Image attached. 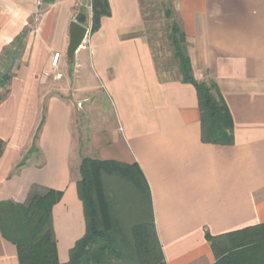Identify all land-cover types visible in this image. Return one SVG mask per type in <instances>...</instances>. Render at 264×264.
I'll use <instances>...</instances> for the list:
<instances>
[{
    "label": "crops",
    "instance_id": "obj_1",
    "mask_svg": "<svg viewBox=\"0 0 264 264\" xmlns=\"http://www.w3.org/2000/svg\"><path fill=\"white\" fill-rule=\"evenodd\" d=\"M109 3L111 15L91 32V0H0V55L26 32L0 100V202L62 191L52 214L66 264L86 232L77 188L82 158L137 163L165 264H213L208 235L264 223V0H174L195 78L214 81L226 101L231 144L203 140L197 90L178 72L171 78L159 69L141 0ZM78 14L90 32L71 57L70 23ZM87 72L97 88L84 90ZM95 91L112 102L109 126L81 125L83 101L95 110ZM0 264H20L1 231Z\"/></svg>",
    "mask_w": 264,
    "mask_h": 264
},
{
    "label": "trees",
    "instance_id": "obj_2",
    "mask_svg": "<svg viewBox=\"0 0 264 264\" xmlns=\"http://www.w3.org/2000/svg\"><path fill=\"white\" fill-rule=\"evenodd\" d=\"M167 6L172 55L182 81L197 90L203 140L231 144L233 121L226 101L214 81L195 78L187 35L176 16L174 0H169ZM91 8V32H96L102 17L111 15V7L109 0H91ZM77 20L84 22V15L78 14ZM25 35L23 32L0 55V60L7 62L5 72L0 73V86L11 79V67L24 47ZM4 148L0 138V158ZM79 173L77 188L86 232L71 249L66 264H165L150 188L139 165L83 157ZM62 196L60 190H32L23 203L0 202V231L17 246L20 264H62L52 214ZM207 237L216 253L213 264H264V223Z\"/></svg>",
    "mask_w": 264,
    "mask_h": 264
},
{
    "label": "rangeland",
    "instance_id": "obj_3",
    "mask_svg": "<svg viewBox=\"0 0 264 264\" xmlns=\"http://www.w3.org/2000/svg\"><path fill=\"white\" fill-rule=\"evenodd\" d=\"M169 0H141L143 15H144V22H145V35L151 44L157 65L159 69L167 76V77H175L177 73L176 67V60L173 58L172 55V48L170 46L168 40L169 34V24L171 19L166 17L165 14V7L167 6ZM87 15H89V11L86 10ZM176 13V12H175ZM177 16V15H176ZM178 17V16H177ZM9 64V63H8ZM7 68V62L0 60V73L3 74ZM88 72L84 74L85 80V89H94L97 88V84L93 80L92 77H89ZM75 87L77 83L74 84ZM97 86V87H96ZM97 90V89H96ZM5 87L0 86V95L3 96L5 94ZM76 91L78 94L81 93L82 98V89L76 87ZM84 93V92H83ZM94 94V95H93ZM92 100H93V108L95 110L88 109L89 100L83 101V109L81 110L82 114L79 115L81 119V125H89V122L92 120L91 125L97 124L98 126H109L114 121V112L112 107V102L109 97L104 92H94L92 93ZM95 106V107H94ZM97 121L98 123H96ZM39 122V126H40ZM90 126V125H89ZM78 130V128L76 129ZM88 130L84 129V135H78L77 138L79 142H86L88 138V133L85 132ZM86 139V140H85ZM82 161V160H81ZM81 165V163H80ZM80 168V166H79Z\"/></svg>",
    "mask_w": 264,
    "mask_h": 264
},
{
    "label": "water",
    "instance_id": "obj_4",
    "mask_svg": "<svg viewBox=\"0 0 264 264\" xmlns=\"http://www.w3.org/2000/svg\"><path fill=\"white\" fill-rule=\"evenodd\" d=\"M90 32L88 26L73 20L70 23V33H69V44L67 47V54L69 56H74L77 51L83 46Z\"/></svg>",
    "mask_w": 264,
    "mask_h": 264
},
{
    "label": "built area",
    "instance_id": "obj_5",
    "mask_svg": "<svg viewBox=\"0 0 264 264\" xmlns=\"http://www.w3.org/2000/svg\"><path fill=\"white\" fill-rule=\"evenodd\" d=\"M37 2H38V5L41 6L45 2V0H37ZM59 57H60V53H56L54 55L53 61H52L53 66L55 67L58 66Z\"/></svg>",
    "mask_w": 264,
    "mask_h": 264
}]
</instances>
